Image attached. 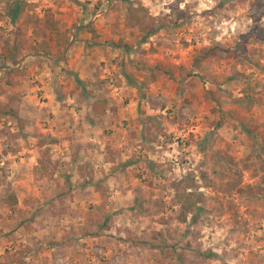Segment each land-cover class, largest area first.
Masks as SVG:
<instances>
[{"label":"rangeland","instance_id":"1","mask_svg":"<svg viewBox=\"0 0 264 264\" xmlns=\"http://www.w3.org/2000/svg\"><path fill=\"white\" fill-rule=\"evenodd\" d=\"M13 1L0 0V53L14 42L7 14ZM21 1L40 16L50 8L62 35L29 37V46H16L11 60L0 57V106L11 104L17 114L0 116V264H30L22 258L28 249L35 255L58 252H52L59 246L52 240L34 249L42 242L31 238L32 229L49 239L67 235L70 254L85 229L76 218L109 214L95 209L99 197L91 190L60 193L56 186L52 192L45 183L36 191L21 188L20 204H4L17 187L14 154L26 160L62 156L51 164L61 166L64 181L88 167L98 179L108 172L72 160L82 150L87 109L100 97L111 104L109 118L95 120L100 126L87 128L85 136L91 145L90 139L110 138L112 157L124 152L136 160L123 166L121 187L146 206L136 212L146 219L133 221L125 204H114V216L124 223L116 225L117 235L130 241V231L138 241L124 250L155 248L153 264H264V0ZM138 5L153 18L144 40L126 25L128 7ZM88 26L99 35L95 42ZM209 48L214 51L203 57L200 51ZM156 65L174 73L163 75ZM51 126L61 128L45 132ZM48 139L62 144L46 150ZM150 152L156 162L148 161ZM187 175L205 199L181 223L169 185ZM113 177L99 186L116 188ZM36 216L50 223L42 227ZM92 250L98 260L105 257L99 246Z\"/></svg>","mask_w":264,"mask_h":264},{"label":"crops","instance_id":"2","mask_svg":"<svg viewBox=\"0 0 264 264\" xmlns=\"http://www.w3.org/2000/svg\"><path fill=\"white\" fill-rule=\"evenodd\" d=\"M111 108H112L111 104H109V107L107 108L105 114L101 116H97L92 112L91 105H90V108L87 109L89 113L86 117H84L86 121L82 122V123H86L84 124L85 127L81 123L82 128H84L83 131L81 132L82 134L81 143L83 142V144L81 145L82 150L79 154L80 156L78 157L74 156L72 159L74 160L73 162H76V161L80 162L81 165H83L84 162L86 164H89V162H92L91 166H95V170H99L100 172L103 169L107 168L108 172L110 171V173L109 174L108 172L103 173L101 176V179H98L99 178L98 175H95V176L91 175L90 172L92 169L91 167H88L89 168L88 171L78 172L77 174H75V176L72 179L68 178V180L64 181L65 178L61 174L62 172L60 170L61 166L54 167L55 165L53 163L51 164L52 161L54 162V158H55V161L62 162L64 160L62 156L59 155L57 159L56 157H49V156L46 157L45 156L47 159H49V160H46L45 157H42L39 154H36V155H32V157H30L29 160H26L22 157H19V159H17L19 155L14 154L13 158H16V159L12 160V164H13L12 167L15 168L16 170V176L15 175H12V176L15 177V183L17 187H16V190L13 191L14 192L13 194L17 198V204L18 203L20 204L17 193H19V191L22 190L21 188L23 189L26 188L28 192L29 190L36 191L37 190L36 185L38 183L39 184L45 183L46 186L50 187V190L52 192L56 191L54 190L56 186L58 187L57 190L60 193L61 192L67 193L69 192V190H74V189L83 190V191H85V189L91 190L92 195L99 197L98 202H96L95 203L96 205H94L95 209L98 210L100 208H104L107 211H109V214L107 213L106 216H102L97 211V212L88 214L86 217H82L78 219L76 218L75 221L78 222V225L83 226L85 229L82 231L83 235L82 236L79 235L80 237L78 241L79 243L75 241V243L73 244L74 246H70V247L76 248L73 250L72 253L70 251V254L68 253L69 251L65 248L66 245L68 244L67 235L60 234L58 237H55V238L51 237L49 239L47 237V234L44 233V231L39 230V232L41 233L40 235L38 231H35L34 229H32V231H34V234H35L33 236L35 237H31V238L34 241L41 240L42 242L39 245H36L34 249H37L41 245L43 246L46 245L47 244L46 242H50L51 240L54 242H57V245L59 246H56V248H54L55 247L54 246L51 249L53 252V249L58 248V252L57 253L53 252L52 255H50L49 252H43V254L40 253V254L35 255L34 250L29 251L28 249L27 250L28 252L25 253L22 256V258L23 260L28 261L30 264H58L57 262L58 258H62L64 260L67 259L65 261L69 262L70 264H153L154 260L157 259L155 248H152L153 250L149 252L144 249L143 253H133V251L130 253L129 251L124 250L125 245L128 243L131 244L133 240H135L133 241L135 245H137L138 243V241L136 240L137 237L130 231H129L130 236H131V237L129 236L130 241L127 240L125 237H123L124 239H120L119 236L117 235L121 229L117 228L116 225L121 224L122 218L115 217L117 215L114 216L113 212L116 210L114 209V204L115 205L119 204V206L122 204H125L127 206L125 212H129L131 214L132 216L131 220L133 221L135 217H138V220L146 219V217L143 214L142 215L136 214L137 211H141V209L146 208L144 200L138 199L135 194L133 195L132 189L128 190V187H124V188L121 187V180H123L122 168L126 167V165L128 164H132V162H135L136 160L128 159L129 157L126 156L127 153H124V152L121 154V157L119 158L117 156L112 157L111 154L109 153V148H113V146L111 145L113 141L110 138L106 140L105 138L104 139L102 138V140H100L99 138L90 139L93 142V145H91V143H88V139L86 138L87 136H85L86 135L85 131H87V128L91 129V127L94 126V129H97V127L100 126L98 125V122L95 120H98L102 117L109 118L108 116L110 115ZM57 116H56V120L58 119ZM93 122H96V123H93ZM52 127L53 126L45 130V132L53 133V131H58L59 128H61V126H56V127H53L54 128L53 130ZM47 137L49 138V135H47ZM56 137L58 138V135H56ZM57 141H58V144H49L48 142H46V144H44V147L46 148V150H48L50 146H57L59 144L60 145L62 144L59 140ZM125 144L126 143H123V146ZM103 150H105V152H101ZM157 157L153 156L150 152L148 155V161L156 162L155 160ZM86 158L90 159L91 161H86L87 160ZM127 160H130V161H127ZM126 161L128 163L123 164ZM86 166L87 165L84 164V168L83 167L81 168L85 169ZM111 177H113V180L116 179V183L119 186L113 189V188L108 187L110 186V183H108V185L106 184L101 185L103 186V188L101 189V186L99 185L106 183L103 179L106 178L108 181ZM154 178H156V176H154ZM1 188L2 186L0 185V189ZM130 195H132L131 198L129 197ZM57 203L61 205V201L56 202V204ZM30 205L31 204L28 205V208H30ZM38 218L40 220L38 225L42 227L48 226V224L50 223V221L45 220L43 216H36L35 220ZM108 221L110 222L108 223ZM129 221L130 220L128 219L127 223H129ZM121 226H124V223H122ZM145 240L147 239H144V241ZM141 241L142 240H140V246H141ZM28 242H30V240ZM95 246H99L101 249H103L105 253V257L101 258V261L97 259L98 254H96L92 250V248ZM54 256H57V258L55 259V262H54Z\"/></svg>","mask_w":264,"mask_h":264},{"label":"trees","instance_id":"3","mask_svg":"<svg viewBox=\"0 0 264 264\" xmlns=\"http://www.w3.org/2000/svg\"><path fill=\"white\" fill-rule=\"evenodd\" d=\"M32 10V6L21 0L13 1V6L10 7L7 14L10 17L11 23L15 26L16 31L14 42H12L11 45L3 46L1 49L0 57L3 60H11V58L14 57V49L16 46H29V37L35 40L40 39L45 41L50 37H60L62 35L59 22L50 8L44 10L42 16L32 12ZM152 22L153 18L148 15L146 9L142 5L128 7L126 25L140 31L142 34L141 40H144L148 35L152 34ZM87 30L88 33L91 34L92 42L99 39V35L94 27L88 26ZM260 36L263 40L264 34ZM213 51V48L202 49L200 54L203 57H207ZM155 67L163 75H171L174 73V69H168L162 65H156ZM179 70L183 69L180 67ZM150 78L154 81L157 76L156 74H151ZM108 107L109 102L103 97L97 98L91 103L92 112L97 116L104 115ZM13 108L11 104L5 107L0 106V116L17 119V114ZM47 142L49 144H58L56 139H48ZM260 152L264 155V145L260 149ZM226 161H228L229 164H234L233 159L230 157H226ZM169 187L180 209L178 220L181 223H186L189 214L204 204V195L198 192V186L195 184L194 178L189 175L171 182ZM244 191L245 189L238 190L241 194L245 193ZM4 204L11 207L15 206L17 204L16 196L12 194L8 195L4 200Z\"/></svg>","mask_w":264,"mask_h":264},{"label":"built area","instance_id":"4","mask_svg":"<svg viewBox=\"0 0 264 264\" xmlns=\"http://www.w3.org/2000/svg\"><path fill=\"white\" fill-rule=\"evenodd\" d=\"M58 264H70L69 262L65 261L62 258L57 259Z\"/></svg>","mask_w":264,"mask_h":264}]
</instances>
